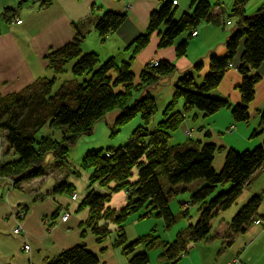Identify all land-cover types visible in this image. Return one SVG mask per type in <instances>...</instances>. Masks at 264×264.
<instances>
[{"label":"trees","instance_id":"1","mask_svg":"<svg viewBox=\"0 0 264 264\" xmlns=\"http://www.w3.org/2000/svg\"><path fill=\"white\" fill-rule=\"evenodd\" d=\"M248 1L233 0L230 15L235 16L236 25L231 27L226 37V53H210V70L200 81L193 71H179L176 63L167 58L157 60V64L154 61L146 63L137 76L132 69V61L136 52L149 43L152 32L162 25L165 28L160 30V45L165 46L185 30L194 36L192 30L198 28L202 20L220 22L222 11L216 13L213 8L217 4L211 0H191L193 9L183 11L180 17L175 16L178 6L173 0H161L160 6L151 11L147 31L135 39L133 55L120 63L113 56L101 61L96 51H84L82 43L85 36L77 30L72 42L48 55L54 71L62 73L71 63V71L77 79L54 89L57 78L53 77L44 79L42 88L34 92L0 96V130L6 131L8 146L18 155L0 162V176H12L13 183L17 184L43 175L50 153L56 157L58 164H64L69 146L75 144L82 134L91 133L95 123L113 110H118V114L110 123L124 122L137 113H141L146 124L149 123L158 110L150 88L159 83L161 75L180 72L174 83L172 99L165 107V117L158 121L156 128L139 125L124 145L109 147L106 151L93 149L87 153L85 160L94 167L91 181L103 186L111 185V191L89 189L80 203V207L90 209L86 221L88 228L101 242L115 232L112 245L122 247L129 256V264H148V249L156 246H161L160 254L164 258L160 264H177L188 251L191 241L210 234L215 215L228 209L238 199L251 175L264 165V139L253 148L238 150L229 147L220 170L214 166L216 152L220 149L215 142L189 138L184 142L171 143L173 131L193 111H201L208 116L222 108H229L236 121L250 122L258 113L264 121V109L249 107L255 97L256 84L261 79L260 73L252 70L264 60V3L255 13L248 14L245 9ZM126 17V11L107 9L96 20L95 28L104 36L118 30ZM244 37V49L238 65L242 74L238 85L241 100L233 103L227 97L213 94L212 90L233 66V59ZM187 44V39L178 43L180 55L186 53ZM192 67L200 71L203 61L197 60ZM180 98L183 105L179 109L177 103ZM48 122L52 127L63 128L60 137L38 135ZM190 129L188 137L197 131L193 127ZM233 129L234 124L226 128L227 131ZM258 131L253 130L252 134ZM135 170L137 177L132 178ZM200 179L204 180L192 190L185 188L186 184ZM122 189L127 192V202L116 208L109 202L114 191ZM55 190H71V184L61 182ZM180 193H187L189 197H180L181 208L175 212L170 203ZM261 205V195L253 194L236 211L225 235L228 244L235 235L245 233L256 218H261ZM194 206L198 208L197 219L179 229L173 239L164 238L160 229L156 228V222L150 232L133 240L127 238L125 226L133 214L162 219L166 231L175 225L180 214L190 216ZM139 245L145 247L136 251ZM100 262L99 253L81 242L63 249L48 264Z\"/></svg>","mask_w":264,"mask_h":264},{"label":"crops","instance_id":"2","mask_svg":"<svg viewBox=\"0 0 264 264\" xmlns=\"http://www.w3.org/2000/svg\"><path fill=\"white\" fill-rule=\"evenodd\" d=\"M173 1L177 6H184L188 0ZM263 3L264 0H249L245 6L246 12L254 13ZM160 4L161 0H0V96L11 97L26 94L44 79L53 77L57 78L54 89L64 82L77 79L71 71V63L66 65L62 73H57L50 66L48 57L51 51L72 42L77 30L85 36L82 43L84 51H96L101 61L112 56L119 63L128 60L134 53L135 39L147 31L151 11L158 8ZM107 9L126 11L127 17L118 30L102 36L96 30L95 22ZM213 9L216 13L222 11L219 7ZM18 18L22 19V22H17ZM228 34L226 29L219 32V29L209 21L202 23L201 29L199 27L198 39L195 41L198 44L194 48L196 57L191 58L186 67L180 69L178 67V70L193 68V64L201 59L202 69L196 71L193 68V72L197 79L198 77L202 79L210 70V53L217 55L226 53L225 40ZM152 36L153 32L149 42ZM186 38L180 35V42ZM173 42L164 46L158 41V45L165 47V50L155 49L157 53H152L148 61H145L146 59H143L141 54L148 44L136 52L132 61V69L136 75H139L148 62L162 58L170 59L169 47ZM244 42L245 37L240 41L237 54L233 59V66L226 71L222 82L212 90L213 94L227 97L233 103L241 100L238 85L242 74L238 65L241 61ZM187 50L188 48L186 53ZM252 72L260 73L261 79L256 84L255 97L249 107L263 110L264 60ZM175 74L167 76L172 77ZM175 81L176 79L170 81V84L173 82V88L166 93L170 100L174 92ZM160 83L159 81L152 86L150 91L158 87ZM179 101L180 99L178 103ZM181 102L182 108L183 99ZM111 114L116 116L118 110H113L108 115ZM233 124L234 129L227 131L226 128ZM180 126H184L185 131L192 127L197 130L186 140L190 138L202 142L213 141L220 146L214 160L217 170L222 168L229 147L238 150L253 148L264 139V121L262 122L259 113L254 115L250 122L236 121L229 108H222L208 116L201 111L190 112ZM44 127H46V134L41 136H52L57 129H60V134L63 132V128L52 127L48 122L38 131V134L44 130ZM253 130L259 131L253 135ZM5 136L6 131L0 130V162L18 156L8 146ZM54 159L48 166L46 163V172L43 175L24 179L17 184L13 183L12 176H0V264H48L63 249L81 242H85L92 250L99 253L100 264H129V256L123 252L122 247L112 245L116 233L113 232L105 242L99 241L86 225L90 213L89 207H80L82 200L75 201L78 197L73 199L71 193L69 200L64 198V192L67 190H55L56 185L61 182L71 184V190H68L70 192L75 187L67 175L61 171L60 165L63 164H58L57 159ZM197 185L192 182L186 184L185 188L192 190ZM181 190L183 191V188ZM253 194H259L262 197L259 213L263 221L257 223L255 230L248 234L247 232L255 226L253 222L245 233L235 235L231 239V244H228V237L225 235L229 232L231 219ZM116 195H120V192H116ZM184 195L185 193H180V197ZM115 197L113 194L111 202L116 208L127 202L126 195L124 199H120L122 203L119 206L115 205ZM20 206L27 209L26 215L21 220L15 212ZM65 209L71 212L67 220L62 219ZM152 217L151 215L141 217L133 214L125 226L128 240L150 232L155 222L160 226L162 236L170 240L175 238L178 230L186 227L188 223L186 221L183 226L182 221L180 228L176 229L173 226L165 231L162 219L158 218L154 221ZM20 221L22 228L19 233H15L14 229ZM261 235H264V165L251 175L238 199L228 209L221 210L215 215L210 234L191 241L188 251L180 257L177 264H228L236 257H239V260L235 264H252V261L257 263L258 258L250 256L249 248L244 245L252 244L253 240ZM240 241L243 247L240 246ZM26 242L31 244L29 251L24 249ZM163 260L162 256L152 257L150 251L148 264H160Z\"/></svg>","mask_w":264,"mask_h":264},{"label":"rangeland","instance_id":"3","mask_svg":"<svg viewBox=\"0 0 264 264\" xmlns=\"http://www.w3.org/2000/svg\"><path fill=\"white\" fill-rule=\"evenodd\" d=\"M252 1H254V0H252ZM211 2L213 4H217V7H219L223 12L221 14V21L220 22L214 23V22L210 21V23L215 25L219 29V32H222V30H224V29H226L227 32H230L231 27L236 24L235 16L233 14L230 15L233 0H211ZM191 9H193V7H191V0H188L186 2V5H184V6L179 5L177 7L175 16L180 17L182 15L183 11L191 10ZM251 13L253 14V12H251ZM229 18L231 19V23L227 22V20ZM204 22H207V21L202 20L198 24L200 29H201V24ZM164 28H165V26L162 25L161 28L156 29L153 32L151 42H149L148 45L143 49L141 54H142V58L146 59L145 61H148L150 59V56L152 53L153 54L157 53L154 51L155 49L156 50L159 49L160 51L165 50L164 49L165 47L163 48V47H160L158 45V41H160V37H161L159 35V31L163 30ZM189 33H190V31H188V30L183 31L181 34H179L178 36L175 37L173 44L170 45V47H169L170 53H168V56L170 57V59H172L177 64L179 69L184 68L187 65H189V63H190L189 60L191 58L194 59V57H196V51L194 50V48L198 46V44L195 43V41L198 39V34H197V36H192V35H189ZM180 35L186 36L187 37L186 39L188 42L187 53L181 54V55L177 50V45H178V43H180ZM173 48H176V49H173ZM174 54H175V56L173 57ZM193 61H195V60H193ZM188 69H190L189 71L194 70L193 68H188ZM180 74H181L180 72H177L172 77H169L167 75H161V77H160L161 83L158 85V87L152 88L151 92L156 97V101H157L156 103H157L158 110H157L156 114L152 116L149 123L146 124L141 113H137L136 115H134L133 117H131L130 119H128L124 122L110 123L114 120V117H115V115L111 114V115H108L106 118L98 120L95 123L93 131L91 133L82 134L75 144L69 146L67 154H66V159L64 161L65 163L63 165H60V166H61V171L63 172V174H66L67 177L73 182L74 187H75L74 190L78 192L79 196L75 201L80 202V200H82L84 195L86 194V191L89 189H96V191H101V192H106V191L110 192L111 191V185L103 186V185L99 184L98 182L91 181V174L94 170V167L91 164H89L88 162H86L85 158H86L87 153L93 149H95V150L102 149L103 151H106L109 147H119V146L124 145L129 140L131 133L139 125H147V127L149 129L156 128L158 121L165 117L164 110H165V107L167 106V103L170 100V98H168L166 93L168 90H170V88L171 89L173 88V84H172L173 82L170 84V81L171 80L174 81L175 79H177V77ZM198 79H201V78L198 77ZM42 86H43V81H41L40 84L35 85L31 91H35L36 89H41ZM181 99L182 98H180V101L177 104V108H179V109L181 108V103H182ZM45 128L46 127H44V130L38 134L39 136L46 134ZM187 133L188 132L185 131L184 126H180L179 128H177L176 130L173 131L172 137H171V143H178V142L186 141V138L188 137ZM52 136L53 137L61 136L60 129H57L52 134ZM54 158H56V157L53 156L52 153L48 154V157L46 159V162H47L46 166H48V164ZM135 177H137V171L136 170L134 171L132 178H135ZM203 180L204 179H200V180L196 181V183H194V184H197L200 182L202 183ZM90 182H91V184H90ZM116 192H118V191H114V193H113L116 196L114 201H116L115 205L119 206L120 203H122L120 201V199H124L127 195V192L125 189L119 190L120 195H116ZM70 193L71 192L68 190L65 191L64 192V198L69 200L70 199V196H69ZM184 197H189V194L186 193L184 195ZM112 203L113 202H109V204H112ZM170 205H171V208L173 209V211L178 212L180 210V208H181L180 194L176 195L171 200ZM190 214L191 215L187 216V217L180 214L177 218V222L175 223L174 228H176V229L180 228L182 221H183V226L186 223V221L188 223L194 222L197 219L198 208L195 206L193 208H191ZM152 218L155 221L156 217H152ZM188 223H187V225H188ZM253 224H255V226H253L249 230V232H247L248 234H251L252 231L255 230V228L258 226L257 223H253ZM156 228L159 230L160 226L157 225ZM246 236H247V234H246ZM239 244L241 247H243V244L241 241ZM244 246H246V248H249L248 249L249 255L257 257L259 262H260V263L259 262L256 263V262L252 261V264H264V235H261V237L258 236L257 238H255L253 240L252 244L248 243V244H245ZM144 247H145L144 245H139L136 248V251H139L141 248L144 249ZM148 250L151 251L152 257L156 256L157 258H159L162 256L160 254V251H161L160 246L152 247Z\"/></svg>","mask_w":264,"mask_h":264},{"label":"built area","instance_id":"4","mask_svg":"<svg viewBox=\"0 0 264 264\" xmlns=\"http://www.w3.org/2000/svg\"><path fill=\"white\" fill-rule=\"evenodd\" d=\"M16 21L20 23V22H22V19L18 18ZM227 22H228V23H231V19L229 18V19L227 20ZM198 33H199V28H194V29L192 30V34H193V35H197ZM154 63L157 64L158 61L156 60V61H154ZM230 64H231V63H230ZM190 131H191L190 128L187 129V132H188V133H190ZM71 195H72V198H77V197H78V192L74 190V191L71 193ZM15 212H16V215L18 216V219H19V220H21V219L26 215V213H27L26 208L23 207V206L18 207V208L16 209ZM69 216H70V212L67 211V210H65L64 213H63V215H62V219H63V220H67V219L69 218ZM254 221H255L256 223H261V222H262V219L258 217V218H256ZM21 228H22V224H21V221H20V222H18L17 226L15 227L14 232H15V233H19L20 230H21ZM24 249H25L26 251L31 250V244L28 243V242H26V243L24 244ZM238 260H239V257H236V258H234L232 261H230L228 264H234V263H236Z\"/></svg>","mask_w":264,"mask_h":264}]
</instances>
